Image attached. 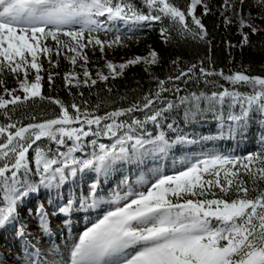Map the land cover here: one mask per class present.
Masks as SVG:
<instances>
[{
    "label": "snow or ice",
    "instance_id": "obj_1",
    "mask_svg": "<svg viewBox=\"0 0 264 264\" xmlns=\"http://www.w3.org/2000/svg\"><path fill=\"white\" fill-rule=\"evenodd\" d=\"M244 4L222 0L219 5L224 26L236 25L241 48L251 44L252 35L264 33V0H249L246 15ZM230 11L232 16L225 14ZM211 12L209 0H188L183 7L176 0H0V230L11 226L19 243L22 255L8 253L14 264H264V74H248L249 66L225 71L211 56L181 67L177 57L171 61L173 73L161 79L151 71L160 59L151 46L145 55L120 63L107 59V73L97 69L95 79L87 67V49L98 48L104 57L106 50L138 43L135 33L155 23L164 43L175 30L179 38L204 42L210 50L202 17ZM62 52L71 65L80 62L83 76L66 72V87L91 89L143 64L155 88L102 115L99 105L90 107L86 100L67 105L49 96L59 106L54 117L14 119L19 104L45 99L40 57L48 60L51 87ZM9 75L16 87L7 86ZM201 81L206 90L188 88ZM181 108L185 125L206 121L210 114L221 137L246 139L255 124L257 149L243 155L186 154L171 170L156 165L134 181L124 176L102 194V183L126 166L141 169L149 157L169 155L174 145L197 143L189 133L181 134L172 116ZM102 137L110 142H101ZM41 190L47 203L29 206ZM77 204L81 211L96 210V216L73 235L70 221L62 218ZM53 217L69 229L63 245L55 242ZM44 237L50 241L46 251L32 242Z\"/></svg>",
    "mask_w": 264,
    "mask_h": 264
},
{
    "label": "trees",
    "instance_id": "obj_2",
    "mask_svg": "<svg viewBox=\"0 0 264 264\" xmlns=\"http://www.w3.org/2000/svg\"><path fill=\"white\" fill-rule=\"evenodd\" d=\"M178 5L183 7L188 0H176ZM222 0H209V5L212 12L202 17V22L205 24L209 33L208 39L211 41L210 50L209 45L201 42L194 41L191 38H179L173 30L171 33L172 39L168 43L161 40L159 28L160 24L155 23L151 28L144 27L141 31L135 33L139 37V42L130 41L136 44V49L148 50L149 46L155 49L159 56V63L151 68V71L163 79L165 76L173 73V65L171 61L180 58V66L183 67L187 63H195L201 58L211 56L215 61V67L224 68L227 71L229 68L238 69L243 66H249L248 74L258 75L264 74V33L252 35L251 44L245 45L243 48L239 47L240 36L237 34L235 24L227 28L223 24L222 17L220 16V7ZM249 0H245L244 9L248 8ZM202 11V9L200 10ZM199 14V11L198 13ZM227 15V12L225 13ZM190 19V18H189ZM168 23L167 20L164 21ZM255 23L260 24L257 20ZM264 27V24H261ZM247 31V29H245ZM226 41H230L236 47L229 48ZM231 57V62L229 58ZM109 59L108 52L104 57L101 56L100 51L89 57L87 67L95 79L97 69L103 68L105 61ZM43 63V76L41 94L45 99L30 98L28 101L23 102L17 106L14 119H22L23 123L30 122L26 117L31 115L37 116V121L43 117H54L59 110V106L55 105L47 97L51 96L54 99L59 98L67 105L72 102L81 104L82 101H88L89 106L99 105L98 114H103L105 111H111L114 107H127L133 100L141 97L143 93L149 89L155 88V81L144 70L143 64L134 65L124 70L122 76L115 79L110 78L107 82L98 81L91 89L87 86L76 88L75 86L66 87L64 83V74L70 69L67 60L60 56L58 65L52 69L57 73L54 76L51 87L47 80L49 64L48 60L40 59ZM107 73V69L103 68ZM6 83L9 88L16 87L15 79L12 76H6ZM224 83V81H220ZM183 88L184 86L181 85ZM190 90H206L205 85L201 81L199 84H189ZM110 89V91H109ZM210 90V89H208ZM83 94L82 96L80 94ZM22 94V93H20ZM184 92H181L183 95ZM169 98H172L169 94ZM11 107V106H9ZM142 118V114H137ZM172 116L177 120L181 128V133L190 132L193 138H196L202 145L215 146L222 151H232L237 155H243L249 151H255L258 147L257 133L258 127L253 124L247 133V138L243 139L240 135L235 137L219 136L217 123L211 118L209 114L207 120H201L188 125L183 123V109L181 108L178 113H172ZM0 122H4V118L0 116ZM227 129H225L226 131ZM171 138L174 134L168 133ZM200 137H210L207 141L201 140ZM43 143L46 139L42 138ZM39 143V142H38ZM31 151V150H30Z\"/></svg>",
    "mask_w": 264,
    "mask_h": 264
},
{
    "label": "rangeland",
    "instance_id": "obj_3",
    "mask_svg": "<svg viewBox=\"0 0 264 264\" xmlns=\"http://www.w3.org/2000/svg\"><path fill=\"white\" fill-rule=\"evenodd\" d=\"M235 3H236V6L239 7V0H235ZM248 11L249 10L244 9V6H243L242 14L246 15ZM227 15L232 16V12L231 11L227 12ZM233 19H235L234 16H233ZM86 51H87V54L89 57H93V54L95 52L99 51V49L97 48L94 53L91 49H87ZM147 51L148 50L144 51V50L136 49V44L131 43V42H128L127 47H119V48H114L112 50H106V52H108L109 59L113 60L116 63H120L124 59L130 58V57L135 56V55H145L147 53ZM60 56L64 57L63 52L61 53ZM40 59H46V57L41 56ZM53 59H55V56L53 57ZM67 63L70 66V69L68 70V72L72 71L74 69L77 73H81L80 79H83L82 69L80 67V62L78 61L77 65H75V66L71 65L68 60H67ZM151 127L152 126L149 125L150 131L153 130V128L151 129ZM183 133H185V132H183ZM183 133H181V134H183ZM186 133H189L190 138L193 139L190 132H186ZM101 142L109 143L110 141L108 138L102 137ZM44 145H48V146L53 147V148L55 147L54 144L49 145V142L47 140H45ZM177 147H180L184 150V149H187L189 147H195V146H194V144L174 145L171 152L169 153V155H167L165 157H157L155 159L149 157L148 160L146 161V165L143 166L141 169L132 168L129 171L128 168L126 167L125 171H124V169H122V170L118 171L117 173H114L112 176L109 177V179L106 182L102 183V188H103L102 194H106L109 189L115 188L116 185L120 182L121 178L124 176H127L130 181H134L136 176H138L140 174V171L147 172L148 169L155 167L156 165L162 166L163 169L171 170L173 168V161L174 160L179 161L181 158H183L186 155V154H180V156L175 157L176 155H174V150ZM197 148L199 149V146H197ZM204 148H206L205 151H215V148H213V146H211V147L205 146L204 147L201 144V149H204ZM205 151H200V152H205ZM88 183H90V181L85 177V180L83 183V187H84L85 192L87 191ZM79 187H80V181L78 179L77 185H76L77 193L79 192ZM63 191H64L65 196H67L68 188L65 187L63 189ZM46 197H47V192L44 190H41L39 194H33L30 198L29 206L31 204H34L37 202H43L46 204L47 203ZM79 211H81V210H79V206L77 204V210L73 211V215H71V214L66 215L62 218V219H68L70 221V228H71V232L73 235L77 234L79 231H82L84 228L83 226L87 223L86 220L81 221L82 215L83 216L87 215V217L92 216L93 218L96 216L95 215L96 210H95V212H93L90 209V210H86V211L80 212V213H79ZM70 217H72V218H70ZM83 218H85V217H83ZM62 219H57L55 217L52 218L53 236H54V238H59V239L55 240V242L59 245H63V243H64L63 237H68V235H69V229L63 226ZM74 226H77V227L73 228ZM28 230L34 232L35 228L30 227ZM61 231L63 233V236H61ZM46 241H48V239L46 237H44L41 239L40 243H37L36 240H33L32 242H33V244H36L37 247H40V248H42V250L46 251L48 248V245L45 244ZM0 253L3 254V258L0 259V264H14L13 260L8 257V253H12L13 255H16V254L22 255V253L20 252V249H19L18 241L16 239H14L11 226H8L6 229L0 230ZM49 258H51V257H49Z\"/></svg>",
    "mask_w": 264,
    "mask_h": 264
}]
</instances>
